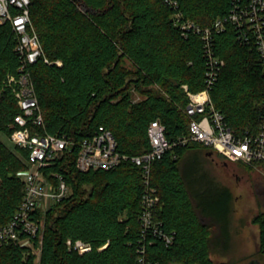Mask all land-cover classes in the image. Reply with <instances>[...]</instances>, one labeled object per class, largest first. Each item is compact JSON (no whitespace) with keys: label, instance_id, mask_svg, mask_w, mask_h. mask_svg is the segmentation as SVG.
<instances>
[{"label":"trees","instance_id":"1","mask_svg":"<svg viewBox=\"0 0 264 264\" xmlns=\"http://www.w3.org/2000/svg\"><path fill=\"white\" fill-rule=\"evenodd\" d=\"M174 1L175 6L165 0H29L31 23L50 62L29 66L42 133L78 143L101 126L110 131L117 150L129 156L149 151L152 120L161 122L168 140L187 135L189 121L182 109L188 98L182 86L191 93L203 89L205 58L200 36L182 33L174 16L204 29L227 14L230 0ZM14 43L9 26L1 25L0 134L6 137L18 113L5 82L20 64ZM212 52L224 61L209 90L213 107L234 134L256 132L264 104L256 52L239 44L232 28L213 35ZM132 91L144 98L133 102ZM197 152L213 154L191 142L151 165L149 186L158 198L153 219L159 230L172 235L165 245L156 236L143 239L140 234V168L126 161L110 170L80 172L74 147L50 168L71 194L43 215L38 264H137L142 245L151 264H229L213 263L210 255L229 247L232 197L192 167L188 155ZM25 158V151L0 141V224L20 201L18 175ZM254 222L258 255L264 259V212ZM68 240L88 244L90 250L79 254L68 248ZM0 264L35 263L26 250L7 244L0 247Z\"/></svg>","mask_w":264,"mask_h":264},{"label":"built area","instance_id":"2","mask_svg":"<svg viewBox=\"0 0 264 264\" xmlns=\"http://www.w3.org/2000/svg\"><path fill=\"white\" fill-rule=\"evenodd\" d=\"M175 6L174 0H165ZM179 14L174 16L181 32L190 31L200 36L205 58L203 89L191 93L182 86L188 102L182 109L187 117L188 134L168 140L165 128L159 120H152L147 126L149 151L140 155H125L117 150V144L110 131L103 127L89 137L75 143L65 135L42 133L43 118L30 79L29 66L46 58L39 38L29 17V0H0V26L7 24L14 36L13 50L20 60L17 73L6 77V85L16 100L18 113L8 128V139L17 149L26 152L25 168L18 175L22 183V195L10 218L0 224V247L10 244L26 250L38 264L41 253V229L43 215L50 206L71 194L63 178L50 168L66 153L76 148L75 168L80 172L89 170H110L122 162L129 161L141 170L144 186L141 195L139 223L141 237H158L165 245L171 244L172 235L159 230L153 219L157 204L155 189L149 186L151 165L168 151L187 143H198L221 157L225 162H238L254 169L264 166V104L256 132L234 134L225 125L223 116L215 110L209 90L216 82L224 61L212 52L213 35L232 28L239 44L256 52L264 81V0H230L226 15L217 17L210 27L200 28L189 21L180 22ZM60 65L59 61L55 62ZM69 249L79 254L90 250L81 241H67ZM144 245L139 249L137 264H151L144 258Z\"/></svg>","mask_w":264,"mask_h":264},{"label":"rangeland","instance_id":"3","mask_svg":"<svg viewBox=\"0 0 264 264\" xmlns=\"http://www.w3.org/2000/svg\"><path fill=\"white\" fill-rule=\"evenodd\" d=\"M123 64L133 71L128 61ZM131 97L133 102L144 98L136 91L131 92ZM0 141L12 150L15 149L8 137L0 134ZM188 158L199 174H203L213 185L228 189L232 197L229 226L232 238L225 252L210 255L212 262L264 264V259L256 254L259 231L254 222V218L264 212V170L249 169L238 162H225L215 154L207 156L205 152L189 154Z\"/></svg>","mask_w":264,"mask_h":264},{"label":"water","instance_id":"4","mask_svg":"<svg viewBox=\"0 0 264 264\" xmlns=\"http://www.w3.org/2000/svg\"><path fill=\"white\" fill-rule=\"evenodd\" d=\"M211 155H212L211 152L207 153V156H211Z\"/></svg>","mask_w":264,"mask_h":264},{"label":"flooded vegetation","instance_id":"5","mask_svg":"<svg viewBox=\"0 0 264 264\" xmlns=\"http://www.w3.org/2000/svg\"><path fill=\"white\" fill-rule=\"evenodd\" d=\"M256 254L258 255V247H257V250H256ZM259 256V255H258Z\"/></svg>","mask_w":264,"mask_h":264}]
</instances>
